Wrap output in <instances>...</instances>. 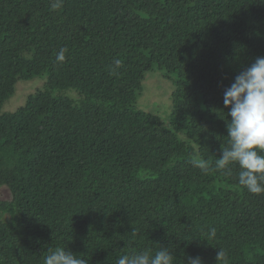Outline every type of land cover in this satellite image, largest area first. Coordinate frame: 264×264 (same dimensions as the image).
<instances>
[{
  "label": "trees",
  "instance_id": "obj_1",
  "mask_svg": "<svg viewBox=\"0 0 264 264\" xmlns=\"http://www.w3.org/2000/svg\"><path fill=\"white\" fill-rule=\"evenodd\" d=\"M55 2L0 0V264L56 248L84 264L161 248L174 264H264V193L237 164L214 170L224 91L264 56V0ZM156 68L173 84L164 113L140 103Z\"/></svg>",
  "mask_w": 264,
  "mask_h": 264
},
{
  "label": "clouds",
  "instance_id": "obj_2",
  "mask_svg": "<svg viewBox=\"0 0 264 264\" xmlns=\"http://www.w3.org/2000/svg\"><path fill=\"white\" fill-rule=\"evenodd\" d=\"M51 7H60L59 0ZM57 60H65L64 49L58 52ZM114 64L119 66L121 61L117 59ZM223 104L230 117L226 120L227 145L222 144L214 170L231 175L229 165L237 164L239 185L253 194L264 193V56L256 57L235 77L224 91ZM192 163L203 172L210 170L205 161L193 160ZM43 264H84V261L65 248H56L43 258ZM117 264H174V257L168 248H161L154 255L150 250H143L119 257ZM187 264H201V261L189 257Z\"/></svg>",
  "mask_w": 264,
  "mask_h": 264
},
{
  "label": "rangeland",
  "instance_id": "obj_3",
  "mask_svg": "<svg viewBox=\"0 0 264 264\" xmlns=\"http://www.w3.org/2000/svg\"><path fill=\"white\" fill-rule=\"evenodd\" d=\"M161 71V70H160ZM156 68L147 73L144 81V90L140 97V103L145 105L147 109L164 113L170 110L172 105V81L163 76ZM42 85L40 78L32 80H19L17 89L7 101L5 109L14 111L20 105L24 104L29 93L34 92L38 86ZM143 106V107H145ZM11 192L7 186L0 188V198L9 199Z\"/></svg>",
  "mask_w": 264,
  "mask_h": 264
}]
</instances>
